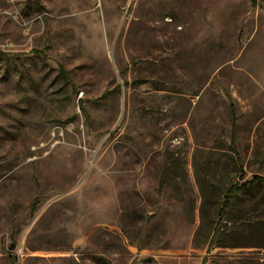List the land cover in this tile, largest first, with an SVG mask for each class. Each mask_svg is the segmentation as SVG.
Listing matches in <instances>:
<instances>
[{"label": "rangeland", "instance_id": "obj_1", "mask_svg": "<svg viewBox=\"0 0 264 264\" xmlns=\"http://www.w3.org/2000/svg\"><path fill=\"white\" fill-rule=\"evenodd\" d=\"M255 175L264 0H0V264H264Z\"/></svg>", "mask_w": 264, "mask_h": 264}, {"label": "trees", "instance_id": "obj_2", "mask_svg": "<svg viewBox=\"0 0 264 264\" xmlns=\"http://www.w3.org/2000/svg\"><path fill=\"white\" fill-rule=\"evenodd\" d=\"M253 4H257V0H251ZM264 188V177L261 175H255L251 179L245 181L242 185H232L231 188L228 190L226 196L230 198L234 194H237L241 190L243 191H250L254 188ZM37 203V199L33 202V206ZM204 264V263H203Z\"/></svg>", "mask_w": 264, "mask_h": 264}, {"label": "bare ground", "instance_id": "obj_3", "mask_svg": "<svg viewBox=\"0 0 264 264\" xmlns=\"http://www.w3.org/2000/svg\"><path fill=\"white\" fill-rule=\"evenodd\" d=\"M177 51V50H176ZM181 53V52H180Z\"/></svg>", "mask_w": 264, "mask_h": 264}]
</instances>
